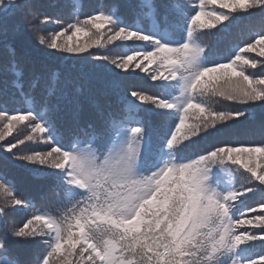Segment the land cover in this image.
<instances>
[{"label": "snow or ice", "instance_id": "obj_1", "mask_svg": "<svg viewBox=\"0 0 264 264\" xmlns=\"http://www.w3.org/2000/svg\"><path fill=\"white\" fill-rule=\"evenodd\" d=\"M209 5L226 11H208ZM123 6L133 16L147 10L150 26L126 23L116 4L45 36L39 34L33 0H0V34L5 37L9 21L20 16L38 44L52 50L49 56L92 63L107 58L94 56L89 48L127 44L131 54L111 60L113 70L133 75L139 69L160 89L151 94L125 91L120 81L83 68L67 71L61 81L56 69L44 65L31 83L38 80L47 88L50 77L55 81L51 95L44 97L45 108L0 109V194L5 205L0 208V264H37L9 258L21 244L43 248L38 264H264V251L255 250L257 242L264 249V212L255 215L253 208H240L248 194L264 192V142L220 141L180 154L196 140L246 117L249 107L264 106V27L250 34L255 37L251 42L242 41L211 59L201 40L226 32L255 12L264 17V0H124ZM50 22L48 15L40 21ZM19 27L18 22L15 30ZM67 32L72 35L60 41ZM77 33L101 38L73 45ZM109 94L118 97L119 115L99 102ZM209 99L244 107L218 111ZM86 105L94 114L86 113ZM142 113L156 116L157 125ZM190 119L198 123H186ZM18 126L29 134L15 143L6 140ZM32 141H42L48 150L19 154L18 146ZM96 143L100 146L94 147ZM17 162L35 178L49 181L46 190L36 189L35 198L44 200L57 190L66 195L55 214L34 208V198L20 191L7 171ZM233 166L244 169L246 184L223 180L221 174L231 177ZM29 208L33 211L22 224L9 222L10 213ZM258 208L264 210V199ZM249 213L253 215L245 219ZM244 225L252 227L241 230Z\"/></svg>", "mask_w": 264, "mask_h": 264}, {"label": "trees", "instance_id": "obj_2", "mask_svg": "<svg viewBox=\"0 0 264 264\" xmlns=\"http://www.w3.org/2000/svg\"><path fill=\"white\" fill-rule=\"evenodd\" d=\"M33 3L37 6L36 13L40 17L37 23L40 24V35L50 36L54 32L60 31V25L67 26L70 23H74L77 19L83 20L87 15L94 14L95 12L112 9L113 5L120 4L121 7L117 9L118 15L126 23H138L143 27H149L151 24V18L145 14L147 10L140 12L139 15L133 16L123 6L124 0H33ZM208 11L218 10V6L209 5L206 9ZM43 15L51 17L52 22L40 23L43 19ZM19 22V31L15 30V25ZM264 27V17L259 12H255L252 16L247 17L245 22L233 23L229 30L222 33H215L211 38L208 35L201 37L202 41L207 42L209 46V58H215L219 55H223L229 51V49L242 41L251 42L254 39L255 32L260 31ZM95 31L94 29L92 30ZM102 31L106 32L107 29ZM72 35L71 32L62 34L58 39L62 42H66L68 36ZM101 37H93L91 35H84L83 33H77L72 36L71 43L73 45L85 43H91L92 39H98ZM103 39H106L104 37ZM52 50H48L43 45H39L34 39L30 31L27 30L20 16H16L9 21L8 35L5 37L0 34V109L8 110H27L29 108L43 110L45 108L44 97L51 95V90L56 87L55 81L49 78L47 88H45L41 82L37 80L33 85L31 82L36 80L39 69L47 65L50 69H56L59 73L58 79L63 80L67 71L76 68H83L85 71L95 69L101 78L106 80L120 81L125 91L136 90L146 91L148 93H157L159 88L155 87L153 82L147 77L146 73L140 72L139 69H134L133 75H126L123 70H113L111 60L118 59L125 54H131L129 46L127 44H120L115 42L113 44H103L102 46H93L88 51L92 52L94 56L106 57L94 61L92 63H86L84 61L75 60L72 58H58L49 56L47 53ZM250 55H256L251 53ZM133 62V68H134ZM146 63V62H145ZM151 67V66H149ZM31 70V71H30ZM256 69L253 71H259ZM88 86L85 85L84 92L87 93ZM99 102L105 111H111L115 115H119L121 112V105L118 102V97L115 94H109L107 96L99 97ZM208 103L218 111H231L235 109H242L244 106L233 102H224L222 100L209 99ZM85 111L88 114H94V110L89 106H85ZM10 114L14 112L10 111ZM142 115H145L142 113ZM145 119H150L155 126L158 123L156 116H147ZM6 123V121L4 122ZM186 123H198L195 119H190ZM20 127L17 132L5 137L6 140L15 143V138L24 139L29 134L28 130ZM0 129H3V123H0ZM76 139V138H73ZM84 140V143L89 141L83 137L79 138ZM69 137L65 135L64 143H68ZM220 141L231 142L236 144H259L264 142V106H260L258 103L254 107L248 108V115L241 118L236 123H227L226 127H222L219 131L212 133L207 137L196 140L194 143L188 145L181 151V155H190L198 150L210 146L213 143H219ZM3 142L0 141V144ZM99 147V143L93 145ZM20 149L19 154H30L32 151H47L42 141L26 142L25 146H18ZM3 157V151L0 149V158ZM264 163V161H261ZM3 164L0 159V165ZM234 172L231 177L227 174H223L228 180H232L239 187L240 185L247 183L246 175H242L244 169L239 166H233ZM7 171L10 176L16 177L17 184L23 195L33 197L34 208H43L44 210L53 211L55 214V208H62V204H58V201H66L67 197L64 193L57 190L56 193L49 195L44 200H40L36 197V189H47L49 181L46 179L35 178L30 169L24 166L23 162H17L15 164H9ZM79 199V197H77ZM264 199V192L257 191L250 193L243 198V204L240 206L242 211H246L247 208L255 209V215H259L264 210L258 208V203ZM5 207L3 201V195L0 194V208ZM33 211L32 208L26 211H18L10 213L9 222H17L22 224L26 220L29 214ZM253 213H249L244 218H250ZM3 222L0 218V232L3 231ZM251 225L242 226L241 230L251 228ZM255 250L264 251L260 249V245L257 242ZM43 248L41 246L31 245H18L8 253L9 258L17 257L22 262L24 261H36L38 264L39 254L42 253ZM71 259V257H70ZM230 264V262H229Z\"/></svg>", "mask_w": 264, "mask_h": 264}, {"label": "rangeland", "instance_id": "obj_3", "mask_svg": "<svg viewBox=\"0 0 264 264\" xmlns=\"http://www.w3.org/2000/svg\"><path fill=\"white\" fill-rule=\"evenodd\" d=\"M222 176V175H221ZM222 178H223V180H225V181H228L227 179H225V177L224 176H222Z\"/></svg>", "mask_w": 264, "mask_h": 264}]
</instances>
